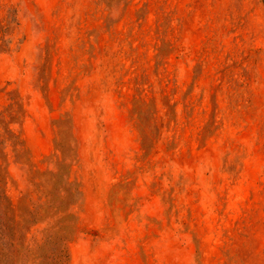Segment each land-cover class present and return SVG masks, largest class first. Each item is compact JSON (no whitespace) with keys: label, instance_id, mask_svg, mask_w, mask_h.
<instances>
[{"label":"rangeland","instance_id":"obj_1","mask_svg":"<svg viewBox=\"0 0 264 264\" xmlns=\"http://www.w3.org/2000/svg\"><path fill=\"white\" fill-rule=\"evenodd\" d=\"M0 264H264V0H0Z\"/></svg>","mask_w":264,"mask_h":264}]
</instances>
